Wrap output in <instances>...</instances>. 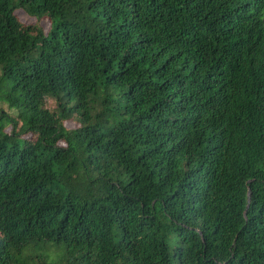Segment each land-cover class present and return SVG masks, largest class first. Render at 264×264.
Here are the masks:
<instances>
[{
  "label": "trees",
  "instance_id": "obj_1",
  "mask_svg": "<svg viewBox=\"0 0 264 264\" xmlns=\"http://www.w3.org/2000/svg\"><path fill=\"white\" fill-rule=\"evenodd\" d=\"M0 101V264H264V0H0Z\"/></svg>",
  "mask_w": 264,
  "mask_h": 264
},
{
  "label": "rangeland",
  "instance_id": "obj_2",
  "mask_svg": "<svg viewBox=\"0 0 264 264\" xmlns=\"http://www.w3.org/2000/svg\"><path fill=\"white\" fill-rule=\"evenodd\" d=\"M15 15L17 19L19 20V22L22 23L23 25L35 24L36 26H39V28L42 30L44 34L47 32L49 28V23L45 19L35 20L34 18L25 15V13L21 10H16ZM0 111L8 116L15 117V111L8 109L7 105L2 101H0ZM3 125L5 127L4 128L5 132H9L11 130L10 126L7 123H3ZM18 125L19 124L17 123V126ZM63 125L66 129H71L73 128L75 124L71 121H66L64 122Z\"/></svg>",
  "mask_w": 264,
  "mask_h": 264
}]
</instances>
